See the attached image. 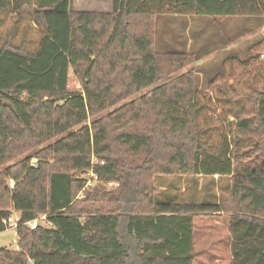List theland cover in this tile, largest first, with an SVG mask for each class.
Masks as SVG:
<instances>
[{
	"label": "trees",
	"instance_id": "obj_1",
	"mask_svg": "<svg viewBox=\"0 0 264 264\" xmlns=\"http://www.w3.org/2000/svg\"><path fill=\"white\" fill-rule=\"evenodd\" d=\"M165 15L261 20L264 0H113L107 14L0 0V233L19 215L0 264H193L194 219L210 215L229 219L231 264H264V155L234 162L239 134L264 138V37L203 90L194 71L165 82L200 59L155 51ZM89 173L118 188L86 192L76 175ZM153 176L231 177V187L220 204L163 202Z\"/></svg>",
	"mask_w": 264,
	"mask_h": 264
},
{
	"label": "rangeland",
	"instance_id": "obj_2",
	"mask_svg": "<svg viewBox=\"0 0 264 264\" xmlns=\"http://www.w3.org/2000/svg\"><path fill=\"white\" fill-rule=\"evenodd\" d=\"M71 10L75 13L86 11L107 14L113 11V0H71ZM154 26V49L157 53H194L200 58L195 65H189L174 73L165 82L194 71L199 82V89L202 90L222 72L226 59L233 57L244 59L248 46L264 37V18L260 20L256 17H233L212 21L203 17L165 15L157 16ZM163 83L160 82L157 85ZM71 85L78 91L81 90L79 82H76L74 78H71ZM147 92L148 90H143L139 94L129 97L105 114L142 97ZM251 108V106L245 108L240 118L251 120ZM103 115L102 113L96 118ZM91 122L92 120H88L86 125L90 126ZM239 136L242 143L239 146V156L237 155L234 161L236 168L239 165L242 168L259 164L262 155H264V138L259 133L239 134ZM257 142L262 145L257 147ZM23 157L14 162L21 161ZM36 163L37 160L33 159L30 165L35 166ZM3 170L4 168H1L0 172ZM76 176L90 180V175L77 174ZM142 182L145 181L142 180ZM151 183L154 190L153 198L158 201L215 205L225 201L230 191L231 177L153 176ZM8 186L13 188V181H8ZM96 187L104 188L106 192H112L118 188L116 184L102 186L94 183L86 186L84 190L87 192V190ZM82 197L83 194H80L79 200ZM16 215L18 214L14 213L12 218L15 219ZM36 224L44 226V219L40 218ZM193 226V264H231L228 217L220 215L196 217ZM16 240V230L14 228L7 229L0 233V249H14Z\"/></svg>",
	"mask_w": 264,
	"mask_h": 264
},
{
	"label": "built area",
	"instance_id": "obj_3",
	"mask_svg": "<svg viewBox=\"0 0 264 264\" xmlns=\"http://www.w3.org/2000/svg\"><path fill=\"white\" fill-rule=\"evenodd\" d=\"M88 175H90V180L87 182L86 186H90V185H93V183L97 182V177L92 174V173H89ZM44 219V218H43ZM7 227L10 229V228H14L15 230L17 229L18 225H17V220L13 219L12 217L8 218L7 219ZM27 226L33 230L36 228L37 224H36V221H33V222H30V223H27Z\"/></svg>",
	"mask_w": 264,
	"mask_h": 264
},
{
	"label": "crops",
	"instance_id": "obj_4",
	"mask_svg": "<svg viewBox=\"0 0 264 264\" xmlns=\"http://www.w3.org/2000/svg\"><path fill=\"white\" fill-rule=\"evenodd\" d=\"M86 12V11H85ZM16 218H15V220H18V218H19V215H16L15 216ZM18 217V218H17ZM230 243H231V240H230V242H229V246H230ZM231 255V254H230Z\"/></svg>",
	"mask_w": 264,
	"mask_h": 264
}]
</instances>
